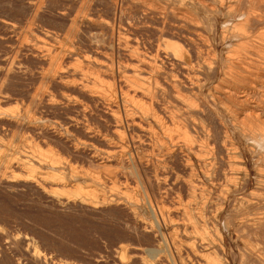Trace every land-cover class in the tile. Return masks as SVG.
I'll return each mask as SVG.
<instances>
[{"label": "bare ground", "instance_id": "1", "mask_svg": "<svg viewBox=\"0 0 264 264\" xmlns=\"http://www.w3.org/2000/svg\"><path fill=\"white\" fill-rule=\"evenodd\" d=\"M53 1L0 18V129L63 139L90 170L0 138V165L21 172L3 180L124 207L151 245H120L118 264H264V0H70L52 9L61 26L41 18ZM28 59L22 95L9 81Z\"/></svg>", "mask_w": 264, "mask_h": 264}, {"label": "rangeland", "instance_id": "2", "mask_svg": "<svg viewBox=\"0 0 264 264\" xmlns=\"http://www.w3.org/2000/svg\"><path fill=\"white\" fill-rule=\"evenodd\" d=\"M27 1L0 0V18L2 19L0 20L12 19L20 23L27 21L29 17ZM68 1L70 0L53 1L42 14V21L61 26L60 21L57 22V19L53 18L52 9L69 5ZM104 5L103 2L100 3V7ZM1 21L0 61L10 52L8 37L12 34L9 29L1 24ZM149 32L148 30L144 32L146 37L152 36ZM26 67L30 68V71L26 69L24 74L14 75L10 79L12 82L9 81V89L22 95L27 94L36 85V80L33 79H36L34 74L37 65L33 60L28 59ZM28 74L32 78H27ZM14 79L17 80L14 81ZM57 111L53 110L52 112L50 110L48 114L64 115V110ZM4 128L3 132L0 129V133L2 132L0 138L3 139L4 144L8 145L2 148L5 153L10 152L9 154H11L13 152L12 154L15 155V151L22 146L24 138L29 139L28 141L31 143L38 144H40L41 139L47 141L50 148L57 151L58 155L61 154L62 159L68 160L84 171L90 170L86 166V152L74 151L70 144L63 139L59 140L49 133H40V138L39 132L35 131L34 134V131L28 129ZM10 140L13 146L9 143ZM7 149L9 151H5ZM2 166L6 168L5 165H0V178L4 175L2 180L7 179L8 175L5 176V172L8 173L9 171L8 179H11L10 176L13 173L15 177L20 174L19 177L21 178L20 171H16L15 174L17 168H6V170ZM35 187L29 183H12L11 185L4 180L0 181V264H118L116 258L120 245L140 244L145 248L150 247L151 239L147 235H145L146 237L144 234L142 235L139 229L132 225L129 213L124 207L105 205L106 208L104 205H100L97 209L89 210V208L77 204H57L51 195L41 188L36 187V189ZM35 250L39 252L37 257L34 254ZM40 254L41 257H39Z\"/></svg>", "mask_w": 264, "mask_h": 264}]
</instances>
